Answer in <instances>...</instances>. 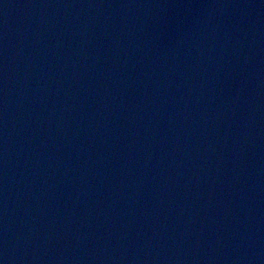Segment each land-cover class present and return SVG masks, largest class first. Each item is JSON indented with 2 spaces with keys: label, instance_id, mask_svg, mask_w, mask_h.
Masks as SVG:
<instances>
[{
  "label": "water",
  "instance_id": "1",
  "mask_svg": "<svg viewBox=\"0 0 264 264\" xmlns=\"http://www.w3.org/2000/svg\"><path fill=\"white\" fill-rule=\"evenodd\" d=\"M0 264H264V0H0Z\"/></svg>",
  "mask_w": 264,
  "mask_h": 264
}]
</instances>
